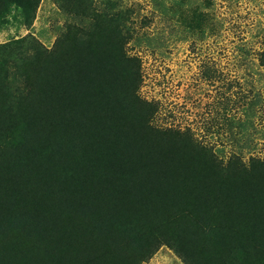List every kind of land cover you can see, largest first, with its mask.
I'll return each instance as SVG.
<instances>
[{"label": "trees", "instance_id": "trees-1", "mask_svg": "<svg viewBox=\"0 0 264 264\" xmlns=\"http://www.w3.org/2000/svg\"><path fill=\"white\" fill-rule=\"evenodd\" d=\"M39 2L0 0V26ZM67 4L51 48L0 44V264H145L162 245L187 264H264V156L224 160L156 125L129 9Z\"/></svg>", "mask_w": 264, "mask_h": 264}, {"label": "rangeland", "instance_id": "rangeland-1", "mask_svg": "<svg viewBox=\"0 0 264 264\" xmlns=\"http://www.w3.org/2000/svg\"><path fill=\"white\" fill-rule=\"evenodd\" d=\"M75 0H66L73 3ZM117 0H88L106 7ZM129 9L131 54L142 60L140 94L159 103L154 123L190 131L217 156H264V0H119ZM63 0H40L29 21L14 5L0 44L26 38L51 48L71 19ZM199 6L203 29L182 17ZM68 9V10H66ZM145 264H187L168 245Z\"/></svg>", "mask_w": 264, "mask_h": 264}]
</instances>
